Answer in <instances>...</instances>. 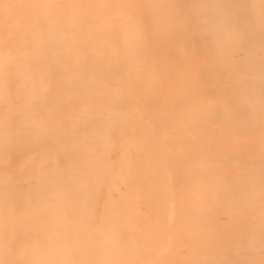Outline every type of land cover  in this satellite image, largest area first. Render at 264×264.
I'll return each mask as SVG.
<instances>
[{"label": "clouds", "instance_id": "clouds-1", "mask_svg": "<svg viewBox=\"0 0 264 264\" xmlns=\"http://www.w3.org/2000/svg\"><path fill=\"white\" fill-rule=\"evenodd\" d=\"M0 264H264V0H0Z\"/></svg>", "mask_w": 264, "mask_h": 264}]
</instances>
